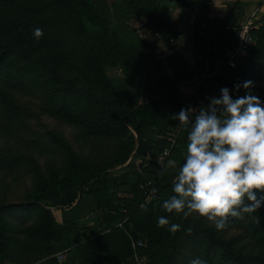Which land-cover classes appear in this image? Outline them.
Returning a JSON list of instances; mask_svg holds the SVG:
<instances>
[{
	"label": "trees",
	"instance_id": "1",
	"mask_svg": "<svg viewBox=\"0 0 264 264\" xmlns=\"http://www.w3.org/2000/svg\"><path fill=\"white\" fill-rule=\"evenodd\" d=\"M120 1L131 14L144 19L141 28L161 36L170 53L165 59L147 57L144 48L152 46L139 29H131L127 36L132 42L125 43L110 27L111 7L105 0H25L27 6L25 3L19 14L0 7V133L19 136L26 126L28 110L19 103L16 92L28 88L42 97L55 117L80 127L87 136L115 140L114 151L102 163L84 160L67 143L68 163L63 170L49 166L43 173L35 168L33 187L21 201L0 197V264L15 245L27 254L47 257L72 248L78 241L70 225L59 222L54 211H73L88 197L93 209L102 211L107 221L112 220V213H137L145 196L144 184H140L146 179L124 183L111 169L125 167L133 152L148 153L147 126L164 129L177 123L173 115L193 103L199 109L207 106L211 97L221 95V88H228L233 99L245 96L242 85L246 81L253 82L252 94L264 106V17L251 29L255 42L248 55L231 67L226 63L225 49L236 43L242 25L228 28L218 19L214 25L209 14L211 0H172L196 17L192 64L177 51L180 31L162 0ZM204 23L214 25V31H207ZM35 28L44 33L39 41L33 38ZM74 32L82 33L86 40L71 43L68 34ZM111 66L120 67L128 81L111 77ZM191 83L192 93L182 92L181 87ZM237 84L241 85L239 91ZM182 134V141H187L188 129L183 128ZM0 162L20 169L25 158L20 152L0 147ZM123 185L131 186L132 196L116 198L114 188ZM172 185L169 195L160 197L156 206L139 217L158 220L164 216L181 229L171 234L169 226L140 222L132 231L136 240L148 242L150 264H189L192 258L181 260L187 249L206 264H264V207L255 213L259 223L248 217L231 218L228 227L242 233L227 238L224 230H216L206 218L193 215L184 219L163 209V202L174 194ZM121 203L125 208H120ZM188 228H192L191 233ZM127 234L125 229L113 227L77 248L82 262L93 264L103 245L120 242V246H130Z\"/></svg>",
	"mask_w": 264,
	"mask_h": 264
},
{
	"label": "rangeland",
	"instance_id": "2",
	"mask_svg": "<svg viewBox=\"0 0 264 264\" xmlns=\"http://www.w3.org/2000/svg\"><path fill=\"white\" fill-rule=\"evenodd\" d=\"M105 1L111 7L109 16L110 27L120 38L125 40V43H131L132 39L129 35L127 36V33H131L133 28L139 29L144 23V19L131 14L125 9L124 4L120 0ZM25 3V0H9L6 3L0 0V7L19 14L27 6V3L26 6ZM32 20L36 21V17H33ZM68 38L71 43H79L86 40L85 36L80 32L69 33ZM144 50L147 57L150 58L151 55H164L167 52L166 48L158 52L155 48L148 45L145 46ZM229 66L235 67L236 65ZM108 73L118 81H128L120 67H108ZM129 85L133 89L136 88V85L132 82H129ZM191 87L193 90V84ZM16 97L19 103L28 110L26 126L23 127L19 136L12 134L7 137L5 134L0 133V147L20 152L25 158V163L20 169H11L8 168L7 164L0 162L1 198H6L9 202L21 201L26 192L33 187L36 176L34 173L35 168H38L43 173L47 171L49 166L63 170L68 163V155L64 151L67 143L84 160L94 163H102L103 159L114 151V139L99 140L93 136H87L80 127L55 117L36 91L26 88L17 91ZM191 107L197 111L199 109L197 103H193ZM178 125L179 121L164 127V129L156 128L152 125L147 126L145 130L149 145L148 153L133 152L130 159L123 165L125 167L111 169V173L117 175L124 183L128 182L132 185L135 181L146 179L140 186L148 182L154 184L153 191L150 194L152 200L147 207H143L141 203L137 213L131 216H129V212H125V215L112 213L111 221L104 220L102 211L96 210L95 207L94 209L91 208L82 219L70 224L72 235L78 241L73 244L72 248L57 251L53 255L51 253L47 257L41 253L27 254L22 247L15 245V248L1 264H19V262L21 264H84L82 257L79 256L80 250L77 248H82L84 244L95 240L104 233H108L113 227L125 229L129 233L127 235L131 237V245L120 246V242L116 243L118 246L106 247L103 245L97 255L94 256L93 264H150V246L148 242L144 238L136 240L132 235V231L134 225L140 222H144L147 225L157 224V217H154L155 220H151L148 216H139L146 215L153 206H156L161 200L160 197L169 195L170 190L168 188H171L170 185L173 184L179 167L184 163L188 141H182L183 128ZM166 150H169L167 155L164 154ZM27 163H29V166L26 165ZM132 163L135 166H131ZM3 179L4 181H2ZM7 182L10 184H7ZM114 192L116 198L132 196L131 186L129 185H123L121 188L116 187ZM86 206L85 204L83 208H86ZM119 206L121 209L125 208L124 203ZM54 212L59 214L61 211L58 209ZM104 221H107V223ZM224 232L227 238L234 234L242 233L240 229H231L230 227L224 229ZM187 258L194 259L197 257L193 255L191 250L187 249L181 260L187 262ZM12 261L15 262L13 263Z\"/></svg>",
	"mask_w": 264,
	"mask_h": 264
},
{
	"label": "clouds",
	"instance_id": "3",
	"mask_svg": "<svg viewBox=\"0 0 264 264\" xmlns=\"http://www.w3.org/2000/svg\"><path fill=\"white\" fill-rule=\"evenodd\" d=\"M43 35L41 28L33 30L35 40ZM240 87L235 85L237 91ZM242 87L245 96L233 99L228 88H221V95L211 97L198 112L189 106L173 115L179 127L188 129V143L172 185L174 194L162 205L168 213L184 219L195 214L218 231L231 218L259 223L255 213L264 207V106L252 94V81ZM157 226H169L171 234L181 229L164 216L158 217ZM189 264L206 261L194 258Z\"/></svg>",
	"mask_w": 264,
	"mask_h": 264
},
{
	"label": "crops",
	"instance_id": "4",
	"mask_svg": "<svg viewBox=\"0 0 264 264\" xmlns=\"http://www.w3.org/2000/svg\"><path fill=\"white\" fill-rule=\"evenodd\" d=\"M163 3L171 10L172 20L180 31V37L176 41L177 51L180 55L184 56L190 63L195 61V46L192 40V32L196 17L192 14L191 10L187 7H182L172 0H162ZM200 3L196 1L198 7ZM210 17L212 23L215 25L217 19L220 23H226L227 27L232 25H243L245 22L251 20L255 23L259 22L264 17V0H211ZM212 24L204 23L207 31L213 32L215 26ZM139 31L143 38L148 40L156 51L160 52L165 48V44L160 35L155 33L150 28H141ZM157 55V58L165 59L167 55ZM170 72V70H168ZM182 92L185 94L192 93L191 85H184L181 87ZM83 204L73 210L65 211L60 209L59 214H55L57 220L64 225H70L72 222L82 219L86 212L93 208L91 198H86ZM86 208H83L84 205Z\"/></svg>",
	"mask_w": 264,
	"mask_h": 264
},
{
	"label": "built area",
	"instance_id": "5",
	"mask_svg": "<svg viewBox=\"0 0 264 264\" xmlns=\"http://www.w3.org/2000/svg\"><path fill=\"white\" fill-rule=\"evenodd\" d=\"M254 25L255 22L249 20L241 26L236 43L232 46L226 47L225 49L226 63L235 66L248 55L251 46L255 42V38L251 32ZM168 153L169 150H166L164 154L167 155ZM153 186L154 184L150 182L142 185V188L145 191V196L142 202L143 207H147L152 200L150 194L153 191Z\"/></svg>",
	"mask_w": 264,
	"mask_h": 264
}]
</instances>
